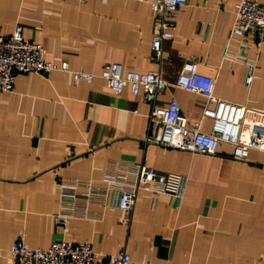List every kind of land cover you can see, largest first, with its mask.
<instances>
[{"label":"crops","instance_id":"1","mask_svg":"<svg viewBox=\"0 0 264 264\" xmlns=\"http://www.w3.org/2000/svg\"><path fill=\"white\" fill-rule=\"evenodd\" d=\"M239 1L188 0L172 20L174 39L165 43L160 67L151 50L156 19L146 2L0 0V37L21 25L47 61L96 75L74 83L69 72L20 74L14 91L0 92V264H11L20 240L32 250L90 242L95 264L122 252L131 264H264V152L236 161L225 144L215 156L146 145L150 106L127 90L115 95L99 77L112 63L141 74L161 70L168 86L158 104L175 97L205 134L213 125L202 119L206 99L175 86L186 62L217 79L216 98L264 111V47L231 37ZM243 59L257 65L250 87ZM140 164L185 176L183 198L142 189L125 224L113 192L105 206H89L94 218L55 225L62 179L104 186L117 167Z\"/></svg>","mask_w":264,"mask_h":264},{"label":"built area","instance_id":"2","mask_svg":"<svg viewBox=\"0 0 264 264\" xmlns=\"http://www.w3.org/2000/svg\"><path fill=\"white\" fill-rule=\"evenodd\" d=\"M137 1L148 3L155 16L151 50L153 58L161 67L165 43L174 39L172 20L188 0ZM234 11L235 23L231 37L248 38L254 42L257 51L261 50L264 47V3L240 0L235 3ZM244 52L246 51H241ZM243 61L245 85L250 87L256 78L257 65L248 59ZM53 72L71 73L74 83H91L96 78V75L82 70L71 72L68 63L58 66L47 61L42 45L24 39L21 25L15 27L9 38L0 37V92L14 91L20 74L46 76ZM99 77L106 81L115 95H121L127 90L133 95H142L150 106L146 145L215 156L225 144L232 147V157L236 161H246L253 150L264 152V111L216 98L217 79L199 73L196 62L183 64L175 86L206 99L202 119L212 121L211 134L202 133L198 124L190 125L175 97L165 107L158 104L159 95L168 86L161 70L141 74L125 71L121 64L112 63L104 67ZM128 173L133 175L132 179L128 178ZM112 174L110 179L103 181L104 186H98L90 180L62 179L60 205L54 217L55 225L66 228L74 218H94L89 206H105L113 192L118 194L117 206L125 214L123 221L127 224L140 190L145 189L155 195L170 194L181 200L187 183L185 176L161 173L143 164L117 167ZM77 190L83 191L81 199L76 194ZM80 200L85 202L83 207L78 204ZM11 255V264H95L96 259L92 243L75 241H56L48 248L32 250L24 240H20L11 247ZM110 264H131V257L122 252L111 257Z\"/></svg>","mask_w":264,"mask_h":264}]
</instances>
